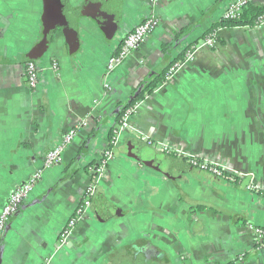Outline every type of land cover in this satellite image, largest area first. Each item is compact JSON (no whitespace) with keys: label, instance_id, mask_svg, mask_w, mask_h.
<instances>
[{"label":"crops","instance_id":"0c3cea01","mask_svg":"<svg viewBox=\"0 0 264 264\" xmlns=\"http://www.w3.org/2000/svg\"><path fill=\"white\" fill-rule=\"evenodd\" d=\"M229 1L160 0L157 28L107 74L123 37L150 14L149 0H0V209L63 134L87 121L11 217L0 264H264L251 228L264 227V25L220 27L207 46ZM163 44L172 55L190 44L195 52L134 104L111 145L118 105L166 67ZM27 61L39 69L34 89ZM105 149L111 158L93 179ZM92 182L86 216L56 248Z\"/></svg>","mask_w":264,"mask_h":264},{"label":"built area","instance_id":"2783aa9c","mask_svg":"<svg viewBox=\"0 0 264 264\" xmlns=\"http://www.w3.org/2000/svg\"><path fill=\"white\" fill-rule=\"evenodd\" d=\"M160 0H149L150 8L152 9L150 14L139 24H137L130 32H128L122 39L120 47L115 55L110 57L106 64V73L110 74L118 66H120L126 58L135 50H137L147 39L149 35L157 28L159 24V18L156 16L154 9L159 3ZM251 0H230L225 7L221 19L229 20L236 19L240 16L242 9L250 2ZM264 25V16H261L256 21L254 27H260ZM214 32V31H213ZM209 33L204 39V43L209 47H214L217 45L214 33ZM195 49L190 48L186 51L184 58L181 61L174 63L170 68L166 76L168 80L174 73H176L187 61L192 59ZM52 66H56L55 63ZM53 67V68H54ZM39 69L32 61H27L25 63L24 76L26 84L29 88L34 89L37 85ZM108 87V84H105ZM134 106L126 109L120 119V123L114 130L113 140L110 142L112 145L115 141V138L124 130L128 128V118L131 113L134 112ZM87 125V121H82L80 124L69 128L62 136L60 143L55 147L49 150L44 157L42 167L32 172L28 178L23 181L20 185L16 186L8 194L7 199L3 206L0 209V240L2 239L4 232L6 230V225L9 219L17 213L20 205L28 198L35 184L41 178L42 170L48 169L61 161V156L65 148L72 142L74 136L76 135L77 130L80 127ZM139 140L147 145L152 144L153 142L147 137H140ZM161 150L163 152H170L167 145H162ZM111 158V153L109 149H105L103 154L97 160L96 164L92 167V177L97 179L105 171L107 162ZM189 164L198 167L200 169L207 170L213 174L226 177V172L223 167L217 166L212 163H206L197 157H190ZM98 178V179H99ZM97 181V180H96ZM95 182L90 183L86 186L80 202L77 204L73 210L72 215L68 218L64 227L58 234L56 248L64 246L74 234L77 224L86 216L88 209L91 205L92 197L95 193ZM253 231V241L254 247L257 250H264V227H251ZM239 261L242 260V257L238 258Z\"/></svg>","mask_w":264,"mask_h":264},{"label":"trees","instance_id":"16d2710c","mask_svg":"<svg viewBox=\"0 0 264 264\" xmlns=\"http://www.w3.org/2000/svg\"><path fill=\"white\" fill-rule=\"evenodd\" d=\"M264 16V5H254L251 3V1L242 9L241 14L238 18L236 19H229V20H223L221 19L219 22L214 23L211 27V30L207 33L209 34L210 32H213L217 30L220 27H254L256 21L258 20L259 17ZM183 30L180 32L176 33V36L179 37L182 34ZM183 37V36H182ZM181 37V38H182ZM179 38V40H181ZM178 40V41H179ZM191 44L187 45L186 47L180 49L175 55H172L170 51L168 50L167 44L162 45V50L164 52V56L166 58L167 64L165 68H162L161 72L154 75L152 78H149L147 80L142 81L133 91V93L137 90L140 85H143L142 90L140 93L136 96L134 100H132L130 103H123L118 105L116 109V119L120 123V119L126 109L129 107H133L134 104L142 99L143 97L151 94L154 89L158 86V84L166 81V76L169 71V68L176 62L181 61L187 50L191 48ZM174 47V48H173ZM171 50H177V46L174 45ZM132 93V94H133ZM114 137V130L111 131L109 140L112 141ZM166 154L174 156L175 154L172 152H165ZM226 178L232 181L237 180V177L226 174Z\"/></svg>","mask_w":264,"mask_h":264},{"label":"water","instance_id":"95a60500","mask_svg":"<svg viewBox=\"0 0 264 264\" xmlns=\"http://www.w3.org/2000/svg\"><path fill=\"white\" fill-rule=\"evenodd\" d=\"M143 85H140V87H138L137 88V90L130 96V98H129V100L127 101V103H130L132 100H134L135 98H136V96L140 93V91L142 90V87ZM134 141L133 140H129V141H127V145H132V143H133ZM178 163H180V162H182V160H180V159H177L176 160ZM107 204L108 205H110L108 202H107ZM111 207H112V209L113 210H115V211H117L118 212V208L117 207H115V206H113V205H110ZM11 219V218H10ZM10 219H9V221H10ZM8 221V222H9ZM8 222H7V224H8ZM7 226V225H6ZM161 253L160 252H157L156 251V255H157V257H159V255H160Z\"/></svg>","mask_w":264,"mask_h":264}]
</instances>
